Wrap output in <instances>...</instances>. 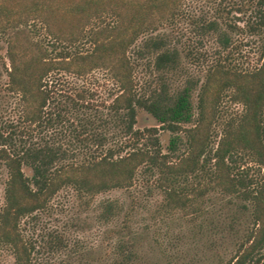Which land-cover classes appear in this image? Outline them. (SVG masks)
Wrapping results in <instances>:
<instances>
[{"label": "trees", "instance_id": "obj_1", "mask_svg": "<svg viewBox=\"0 0 264 264\" xmlns=\"http://www.w3.org/2000/svg\"><path fill=\"white\" fill-rule=\"evenodd\" d=\"M0 39V250L12 264H84L97 242L46 221L67 191L92 207L107 264H264V0H0ZM141 111L158 125L138 127ZM116 190L132 200L97 198ZM156 193L155 224L238 200L247 217L224 222L233 248L192 254L159 228L150 261L136 208Z\"/></svg>", "mask_w": 264, "mask_h": 264}, {"label": "rangeland", "instance_id": "obj_2", "mask_svg": "<svg viewBox=\"0 0 264 264\" xmlns=\"http://www.w3.org/2000/svg\"><path fill=\"white\" fill-rule=\"evenodd\" d=\"M241 47V55L239 56L240 63L245 66H254L257 62V55L255 53L256 45L254 41L249 40L240 43ZM0 54L2 56L6 55V43L0 39ZM0 73L3 74L0 78V82H4L7 79L6 73L4 71V67L1 66L0 63ZM99 77V87L98 89L104 92L105 84L107 79L104 77L103 71L95 72V77ZM97 84V83H96ZM108 85L110 83H107ZM96 88V87H95ZM230 105V109H241V106L235 104H228ZM151 125H158V122L153 119L149 114L144 111H141L138 115V127H146ZM170 133H161L163 140L167 143V139ZM221 134V124L216 126L215 132V144H217ZM183 150V145L181 146ZM2 190L3 186L0 183V203L2 200ZM136 198L141 200V195H139V191L133 189ZM71 192L63 193L59 200L60 206L53 212L54 214L46 217V221L48 224L55 225L61 224L65 225V222L68 221H75L77 225H79L81 230L83 229L84 232L81 235H84L88 238L90 244H95L97 242L98 245H95V249H93L92 253L85 254L79 258L80 262H84V264H107L106 256V240L104 234L101 237L96 239L95 241L93 236L95 234V230L93 229L95 223V214L92 207L80 206V199L76 198L75 195ZM69 197H65L66 195ZM114 196V197H126L128 203L131 199L130 194L128 192H124L122 190H116L112 192H108L105 194H101L97 196V198L104 197V196ZM138 196V197H137ZM140 200L135 201L138 203ZM150 205H145L141 208L137 207V213L139 214L140 218H145L147 220V224L152 226L150 231L144 233V241H143V251L145 252L146 257L150 261H158L162 257L161 249L155 240V231L159 233L160 231L163 234H172L174 238H177L176 245L185 250H190L192 254L195 252H199L200 254H206L213 258L214 254H216L217 250H222L225 247L233 248L235 240H232L230 235L231 228L227 227L224 229V222L230 223L234 217H236L237 222L242 219L246 218L242 213L241 204L238 200L234 198L224 197L222 195H217L213 197L210 202H208V209L204 211V214L199 216L197 220L191 221L190 218L185 217L182 213L171 214L169 218L166 219L168 223L159 221L157 219V224H155V209L158 206V201L160 200V196L156 193L151 199ZM57 203V201H56ZM131 203L127 206L129 207ZM141 206V205H140ZM52 212V213H53ZM139 225V223H138ZM137 226V223H135ZM78 228V230H79ZM159 228L161 230L159 231ZM237 228H239L237 226ZM160 232V233H161ZM215 234V235H214ZM95 242V243H94ZM223 243L225 245H223ZM13 256L6 250H0V264H12Z\"/></svg>", "mask_w": 264, "mask_h": 264}]
</instances>
